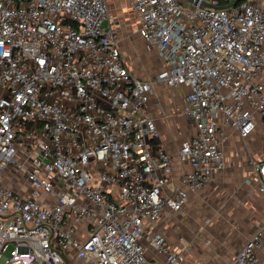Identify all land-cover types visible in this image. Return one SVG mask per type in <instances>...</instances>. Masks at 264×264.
Segmentation results:
<instances>
[{"label": "built area", "instance_id": "1", "mask_svg": "<svg viewBox=\"0 0 264 264\" xmlns=\"http://www.w3.org/2000/svg\"><path fill=\"white\" fill-rule=\"evenodd\" d=\"M223 1L132 0L163 58L156 81L185 88L194 129L173 189L154 81L130 71L108 1L0 0V264L184 262L147 225L224 170L226 127L247 137L264 121V0ZM263 236L264 222L228 264H259Z\"/></svg>", "mask_w": 264, "mask_h": 264}, {"label": "crops", "instance_id": "2", "mask_svg": "<svg viewBox=\"0 0 264 264\" xmlns=\"http://www.w3.org/2000/svg\"><path fill=\"white\" fill-rule=\"evenodd\" d=\"M130 5L137 17L132 0ZM136 27L139 37L145 41L138 30V17ZM146 44L155 51L149 57L151 66L155 67L152 68L156 71L161 65L158 73L164 66L161 53ZM157 73L152 79L150 108L161 132V142L173 156L172 181L167 186L174 189L180 177L191 170L189 163L179 160L178 152L183 139L194 129L182 112L185 88L168 87L156 81ZM225 132L229 137L223 145L224 170L212 177L203 189L189 193L182 210L166 209L161 219L147 225L150 230L162 231L174 249L185 251L182 264H228L251 238L255 226L264 222V193L259 190L260 176L253 164L264 159V121L257 118L256 128L247 137H241L230 127ZM257 255L259 264H264V236Z\"/></svg>", "mask_w": 264, "mask_h": 264}, {"label": "rangeland", "instance_id": "3", "mask_svg": "<svg viewBox=\"0 0 264 264\" xmlns=\"http://www.w3.org/2000/svg\"><path fill=\"white\" fill-rule=\"evenodd\" d=\"M108 2L117 27L119 45L130 71L138 78L153 79L161 65L155 71L151 61L149 62V57H153L155 51L136 32L137 17L131 9L130 0H108ZM170 230L173 231V226ZM149 253L158 257L152 249Z\"/></svg>", "mask_w": 264, "mask_h": 264}, {"label": "water", "instance_id": "4", "mask_svg": "<svg viewBox=\"0 0 264 264\" xmlns=\"http://www.w3.org/2000/svg\"><path fill=\"white\" fill-rule=\"evenodd\" d=\"M183 4L187 5V6H190V7H193L194 5H196L199 0H180ZM202 5H207V6H210L209 4H207L206 2H202L201 3ZM234 4V3H232ZM232 4H229V5H225V6H221L220 8H224V7H229L231 6Z\"/></svg>", "mask_w": 264, "mask_h": 264}, {"label": "trees", "instance_id": "5", "mask_svg": "<svg viewBox=\"0 0 264 264\" xmlns=\"http://www.w3.org/2000/svg\"><path fill=\"white\" fill-rule=\"evenodd\" d=\"M221 4H222V5L225 4L223 0H221ZM160 143H161V141L158 140V139H156V140L153 141V145H154L155 148H156Z\"/></svg>", "mask_w": 264, "mask_h": 264}]
</instances>
